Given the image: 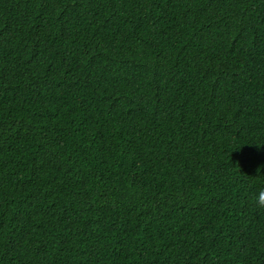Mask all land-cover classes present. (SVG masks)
Segmentation results:
<instances>
[{
	"label": "trees",
	"instance_id": "obj_1",
	"mask_svg": "<svg viewBox=\"0 0 264 264\" xmlns=\"http://www.w3.org/2000/svg\"><path fill=\"white\" fill-rule=\"evenodd\" d=\"M264 0H0V264H264Z\"/></svg>",
	"mask_w": 264,
	"mask_h": 264
},
{
	"label": "clouds",
	"instance_id": "obj_2",
	"mask_svg": "<svg viewBox=\"0 0 264 264\" xmlns=\"http://www.w3.org/2000/svg\"><path fill=\"white\" fill-rule=\"evenodd\" d=\"M255 202L259 207L264 208V189L259 191L257 197L255 198Z\"/></svg>",
	"mask_w": 264,
	"mask_h": 264
}]
</instances>
